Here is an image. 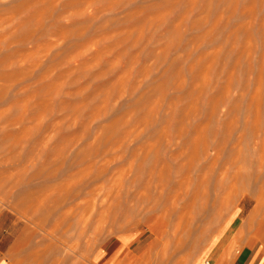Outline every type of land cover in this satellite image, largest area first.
I'll return each instance as SVG.
<instances>
[{
    "label": "rangeland",
    "instance_id": "374dc122",
    "mask_svg": "<svg viewBox=\"0 0 264 264\" xmlns=\"http://www.w3.org/2000/svg\"><path fill=\"white\" fill-rule=\"evenodd\" d=\"M264 0H0V264H264Z\"/></svg>",
    "mask_w": 264,
    "mask_h": 264
},
{
    "label": "bare ground",
    "instance_id": "6f19581e",
    "mask_svg": "<svg viewBox=\"0 0 264 264\" xmlns=\"http://www.w3.org/2000/svg\"><path fill=\"white\" fill-rule=\"evenodd\" d=\"M264 227V216L263 218L258 222V227H257V231L261 230V228Z\"/></svg>",
    "mask_w": 264,
    "mask_h": 264
}]
</instances>
